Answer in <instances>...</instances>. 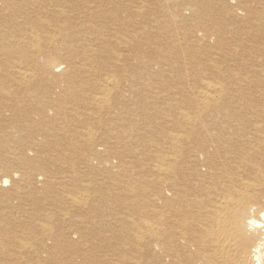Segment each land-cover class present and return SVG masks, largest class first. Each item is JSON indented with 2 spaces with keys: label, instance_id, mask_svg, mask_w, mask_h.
Returning a JSON list of instances; mask_svg holds the SVG:
<instances>
[{
  "label": "bare ground",
  "instance_id": "6f19581e",
  "mask_svg": "<svg viewBox=\"0 0 264 264\" xmlns=\"http://www.w3.org/2000/svg\"><path fill=\"white\" fill-rule=\"evenodd\" d=\"M0 264H264V0H0Z\"/></svg>",
  "mask_w": 264,
  "mask_h": 264
}]
</instances>
